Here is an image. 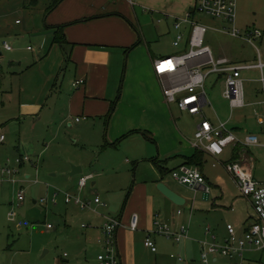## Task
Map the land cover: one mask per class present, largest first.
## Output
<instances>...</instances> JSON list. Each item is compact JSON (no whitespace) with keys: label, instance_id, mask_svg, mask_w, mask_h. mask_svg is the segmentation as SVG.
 Listing matches in <instances>:
<instances>
[{"label":"crops","instance_id":"0c3cea01","mask_svg":"<svg viewBox=\"0 0 264 264\" xmlns=\"http://www.w3.org/2000/svg\"><path fill=\"white\" fill-rule=\"evenodd\" d=\"M136 1L150 3L153 6L150 8L152 11H158L164 16V19L159 18L158 22L166 21L168 29L175 33L174 39L178 33L175 22L186 18L188 13H193L196 4V0ZM55 2L56 0H49L46 4H42L39 0H0V37L5 39L3 41L5 50H13L5 46L9 36L25 38L34 45L33 48L29 46L33 54L28 61L14 60L20 68L25 67L26 72H31L32 81L39 80L33 96L20 101L19 118H24L27 123L31 122V126L35 129L38 124L44 126V122L50 123L54 119L65 123L69 117H76L77 125L81 128L98 129L99 136L102 137L101 143L105 141L106 150L117 149L118 145L131 138H137V142L146 147L132 150L134 158L132 161L137 172L146 164L147 166L151 164L152 173L148 178L142 177L141 181H137L136 177L134 187L123 208L114 214H108L123 223L116 233L121 264H164L169 256L177 259L172 264H194L192 257L196 256L198 251L202 262L204 242L215 240L219 244H225L229 236L228 224H233L237 234L242 236L254 220L255 213L251 211L253 209L248 200L241 194L235 177L218 165L221 163L226 168L225 164L231 161L251 164L254 177L264 182V168L257 170L259 159L252 149V147L264 148V140H262L264 128L258 122L261 134L254 133L259 135L262 145L229 146L227 156H225L226 150L222 155L214 156L197 147L193 139L204 117L215 124L224 120L209 119L204 107L202 114L188 112L201 118L197 121L193 137L177 124L171 104L164 98L162 82L156 74L154 62L158 58L186 50L191 24L182 25L186 40L178 47L180 51L168 54L160 50L152 40L154 37H148L142 29L134 0H61L51 9ZM194 16H197L196 12ZM57 35L64 38L63 43L56 39ZM64 68V81L59 85L60 72ZM222 78L223 75L220 76L221 80ZM80 79H84L85 82L76 86V81ZM254 80L261 83L258 90L262 98L251 105L262 106V111L258 108L254 111L257 109L263 113L264 107L260 101L264 98V85L260 77ZM70 85L73 91L66 96ZM29 87L30 85L26 88L32 89ZM51 96L52 99L49 100ZM172 104L179 108L176 103ZM207 105H212L210 100ZM80 117L82 119L77 120ZM28 119L29 121H26ZM241 121L243 118L239 122ZM8 128V126H0L7 135V140L0 144V155L9 149L8 133L5 131ZM230 129L241 140H244L247 134L253 133L239 134L243 132L241 128ZM17 149L22 150L21 147ZM200 151L203 152L202 163L190 162ZM18 158L25 159L20 164L15 160L16 166H12L11 160L5 164L18 169L26 162L32 161L27 155H20ZM209 159L215 160L213 166L216 169L212 171L213 178L206 171V162ZM126 162L131 163V160L127 158ZM181 165L199 168L206 177L209 191L205 190V186L204 189L202 187L194 189L176 181L172 171ZM79 167L82 168L81 172L70 175L82 174L85 168ZM106 167L107 165L94 167L93 172L87 175L100 178L103 175L102 169ZM15 174L0 172V180L6 179V175L14 177ZM83 177L85 176H80L77 181L80 182ZM27 178H30L29 174ZM10 181L14 183L13 179ZM160 182L179 194L184 199V203L176 204L162 193L158 188ZM96 183L94 181L93 185ZM213 190L219 194L214 197L213 203H203L197 208L196 197L202 195V200L210 201ZM204 192L208 193L207 199L204 197ZM96 205L98 206L95 204L94 207ZM99 205L102 206V203ZM107 205L106 203L105 206ZM90 210L96 211V208ZM135 213L139 218L138 227L132 229L130 222ZM109 216L103 214L92 224H86L89 228L85 233L87 264H100L98 256L104 249L100 240ZM157 221L169 224L176 232L187 228V237L177 242L172 237L156 233ZM149 236L155 241L157 251L146 246L145 241ZM95 251L98 252V256L92 258ZM245 257L246 252L243 259L234 261L219 254L211 256V264H229V261L234 264H244Z\"/></svg>","mask_w":264,"mask_h":264},{"label":"rangeland","instance_id":"374dc122","mask_svg":"<svg viewBox=\"0 0 264 264\" xmlns=\"http://www.w3.org/2000/svg\"><path fill=\"white\" fill-rule=\"evenodd\" d=\"M39 1L46 4L49 0ZM135 8L142 29L148 37H154L152 40L160 50L168 54L180 51L173 44L174 31L168 29L166 21L158 22L164 16L158 11H152L150 8L153 6L146 1H136ZM194 18L208 27L206 44L212 48L215 57L221 55L246 63H257L259 49L264 61V37L251 44L241 37H233L224 32L223 27L231 25L223 19L200 12ZM236 24L244 35L249 28L264 32V0H237ZM4 40V37H0V126L9 127L5 131L11 145L0 155V166H5L8 160L12 161V166H16L14 161L20 155L29 156L33 162H26L24 166L18 167L19 171L14 177L6 175V179L0 180V264H87L85 233L89 228L83 227V224H92L103 214L109 216L123 208L136 177L137 181H141L142 177L150 176L153 170L151 164H146L137 172L132 161V150L146 147L138 143L137 138H131L118 145L117 149L106 150L105 141L101 143L102 137L99 136L98 129L81 128L77 125L76 117H69L65 123L54 119L50 123L44 122V126L38 124L35 129L31 122L27 123L24 118H19L20 101L33 96L39 80L32 81L31 72H26L25 67L20 68L15 61H28L33 54L29 46L33 48L34 45L25 38L9 36L7 43L13 50L6 51ZM64 75L65 68L60 72L59 85L64 81ZM220 76L222 75L212 74L206 81V91L212 103L205 106L206 116L213 121L219 118L228 121L230 128H241L243 132L239 134H261L254 109L262 111L263 108L251 105L262 98L258 90L261 83L254 80L260 77V71L249 70L244 74L248 79L245 81V90L246 102L249 104L244 108L231 109L229 101L223 96L226 84ZM29 85L32 89L26 88ZM68 88L66 96L73 91L71 85ZM171 107L177 124L193 137L197 121L201 118L180 110L175 104H171ZM242 118L243 121L239 122ZM193 140L196 141L195 136ZM18 147L22 150L19 151ZM229 149H226L225 156ZM252 149L259 159L257 170H261L264 168V148ZM127 158L131 163L126 162ZM214 162L211 159L206 162V171L211 178L214 176L212 171L216 169ZM104 165L107 167L102 169L103 175L100 178L87 175L93 172L94 167ZM73 166L84 167V172L71 176ZM218 166L229 173L223 164ZM27 174L30 178H27ZM80 176L88 178V185L84 189L78 185ZM94 181L97 182L95 185ZM20 191L24 193L22 201L18 198ZM55 193H59L56 204L52 201ZM66 193L92 201L99 196L102 206L96 205V211L82 209L75 203H67ZM217 195L219 194L213 190L210 201L202 200V195L197 196L195 206L199 208L203 203L212 204ZM42 199L46 201L43 202ZM50 224L53 227H49ZM248 249L244 264H264V250H257L255 247ZM97 256L98 252L95 251L92 258ZM192 259V263L202 264L200 251ZM176 261L177 259L169 256L164 264ZM229 264L234 262L229 261Z\"/></svg>","mask_w":264,"mask_h":264},{"label":"built area","instance_id":"2783aa9c","mask_svg":"<svg viewBox=\"0 0 264 264\" xmlns=\"http://www.w3.org/2000/svg\"><path fill=\"white\" fill-rule=\"evenodd\" d=\"M195 12L204 13L213 18L223 19L231 26L223 27V31L233 37H241L251 44L264 36V32L257 28H249L244 35L243 31L237 26V0H196L194 6ZM195 13H188L184 19L175 22L178 33L173 41L174 45L179 47L185 40L186 35L182 31L184 23L191 24L190 35L187 38L186 50L163 58L155 60V71L160 78L163 86V94L167 103H176L181 110L191 114H202L204 107L209 104L206 93V81L212 74H222L224 76L226 88L224 97L229 101L231 109L244 108L247 106L244 72L252 69H259L261 72L260 81L264 85V61L262 54L258 49L259 61L257 63H246L234 61L229 57H215L212 48L206 44V35L208 27L195 20ZM7 49H12L8 43ZM84 79L76 81L75 85L83 84ZM264 107V98L260 101ZM255 115L260 125L264 128V112L257 109ZM77 120H80L78 118ZM7 140V135L0 129V144ZM195 145L200 149L214 155H222L229 146H238L243 144L246 147L262 145L259 135L249 133L244 140H241L233 130L228 126V121H219L215 124L204 117L195 133ZM25 159V158H24ZM23 158H17L16 162L21 163ZM28 160V158H26ZM227 170L235 177L241 194L248 200L255 218L247 227L242 236L237 234L236 227L233 224L227 225L228 238L225 244H219L215 240L204 242L202 252V262L211 264V256L223 255L232 260L243 259L246 250L249 247L264 249V182L258 181L253 174V166L242 161H231L225 164ZM2 174H15L17 168L10 165L0 167ZM172 176L181 184L191 188L205 186L208 192L210 187L206 184V177L202 171L194 166L181 165L172 171ZM88 182L87 177L80 179L79 186L85 188ZM59 193L53 197L54 204L57 203ZM20 201L24 199L23 191L18 194ZM67 203H75L82 209H93L95 204H101L102 201L97 196L94 201L84 200L80 196L66 193ZM43 202L46 199H42ZM138 215H132L130 226L132 229L138 227ZM123 225L117 218H108L103 228V237L100 242L103 244V252L99 254L100 264H121L116 233ZM156 233L172 237L179 242L187 237L188 229L183 228L181 232L174 231L169 224L157 221ZM49 227H53L51 224ZM83 227H87L83 224ZM215 239V236H213ZM145 244L153 251H157V245L153 238L149 236Z\"/></svg>","mask_w":264,"mask_h":264},{"label":"water","instance_id":"95a60500","mask_svg":"<svg viewBox=\"0 0 264 264\" xmlns=\"http://www.w3.org/2000/svg\"><path fill=\"white\" fill-rule=\"evenodd\" d=\"M82 168L79 166H73L72 172L71 174H76L78 172H81ZM204 189L203 186H200ZM158 188L159 190L164 193L167 197H169L174 203L176 204H182L184 203V199L177 194L176 192H174L173 190H171L169 187H167L164 183L160 182L158 184ZM208 193L204 192V197L207 199Z\"/></svg>","mask_w":264,"mask_h":264},{"label":"trees","instance_id":"16d2710c","mask_svg":"<svg viewBox=\"0 0 264 264\" xmlns=\"http://www.w3.org/2000/svg\"><path fill=\"white\" fill-rule=\"evenodd\" d=\"M61 0H56V2L54 3V5L51 7V9H53L59 2H60ZM195 9L193 10V13H195ZM56 39L59 41V42H61V43H63V41H64V38L63 37H61V35H57V37H56ZM220 75H222V74H220ZM130 134H132V133H130ZM121 140V139H120ZM119 140V141H120ZM203 152H198V154L196 155V157H194L193 159H191L190 160V162H192V163H197V164H200V163H202V161H203V159H202V154ZM156 162H158V161H156Z\"/></svg>","mask_w":264,"mask_h":264}]
</instances>
